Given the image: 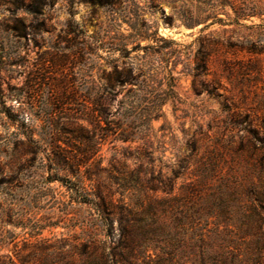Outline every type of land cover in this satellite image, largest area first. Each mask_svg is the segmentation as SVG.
Returning a JSON list of instances; mask_svg holds the SVG:
<instances>
[{
  "label": "rangeland",
  "instance_id": "rangeland-1",
  "mask_svg": "<svg viewBox=\"0 0 264 264\" xmlns=\"http://www.w3.org/2000/svg\"><path fill=\"white\" fill-rule=\"evenodd\" d=\"M22 1L0 0V51L8 56L0 64V254L21 264L16 253L32 252L37 241L80 231L67 225L83 218L84 210L76 209L61 183H45L51 172L43 151L51 129L46 100L61 99L54 116L60 127L92 130L81 108L85 97L94 96L93 81L102 76L98 66L109 72L133 61L148 74L139 93L143 103L165 92L168 99L162 116L142 127V139L107 138L103 166L115 164L116 174L143 166L145 178L173 177L176 206L188 211V222L220 229L223 243H234L240 258L258 264L264 239V52L227 50L219 42L232 36L244 46L264 42V34L218 24L204 32L202 26L168 25L173 0H158L156 8L150 0H27L29 9ZM81 30L95 36L87 38L95 47L104 44L85 62L78 50ZM133 30L147 39L133 38ZM159 37L174 43L160 50ZM205 38L216 43L202 47ZM134 41L152 50L129 54ZM129 88L105 95L106 116L114 118L122 105L128 114L134 98ZM32 136L42 150L36 154ZM158 195L166 196L162 190Z\"/></svg>",
  "mask_w": 264,
  "mask_h": 264
},
{
  "label": "trees",
  "instance_id": "trees-1",
  "mask_svg": "<svg viewBox=\"0 0 264 264\" xmlns=\"http://www.w3.org/2000/svg\"><path fill=\"white\" fill-rule=\"evenodd\" d=\"M94 4L93 2H90ZM106 4L111 0H105ZM22 7L28 8L27 0ZM46 5V4H42ZM149 7L156 8L158 0H150ZM259 21V22H256ZM165 22L179 24L188 29L202 26L204 32L216 24L247 30L258 29L264 34V0H173L172 11ZM131 34L133 38L147 39L141 32ZM78 50L82 61L97 55V48L87 38H95L81 30ZM78 36V37H79ZM162 50L172 40L159 37ZM101 41V40H100ZM128 53L139 49L148 52L152 46H142L131 42ZM216 41L209 38L201 45L209 46ZM227 50L244 47L251 52H264L261 40L247 41L244 46L232 36L219 42ZM105 48V46H102ZM113 50H120L118 48ZM124 51V50H123ZM161 53V51H160ZM8 56L0 51V64ZM102 76L94 84V96L83 99L81 114L91 119L93 129L79 125L72 130L60 127L55 120L56 104L61 99L49 97L48 114L51 129L43 138L44 152L51 169L45 183L59 182L71 193L76 209L84 210V217L77 222L70 219L67 228H78L68 238L57 241L42 239L33 245L28 254L16 253L21 264H249L235 251L234 243H223L220 229H207L188 222V211H178L176 202L180 197L174 193V178L162 179L161 175L144 177L143 166H138L118 174L114 173L115 164L103 166L101 150L109 136L123 143L142 139V127L149 126L152 120L162 116L161 107L167 101L165 96H154L144 104L139 93L148 74L132 61L128 67L119 69L117 64L112 71L98 66ZM172 83L174 77L169 74ZM129 85V93L134 97L128 103V114L121 112L123 105L112 115L106 116L104 97L117 89ZM172 84L170 87L172 88ZM131 97V96H130ZM92 104V106L89 105ZM66 136H65V135ZM35 145L33 153L42 151L39 141L30 137ZM112 168V169H111ZM55 169V172H52ZM64 174L61 175L60 172ZM162 190L166 196L160 197ZM119 195V197H117ZM87 207V208H84ZM264 221V220H263ZM206 230V231H204ZM224 244V245H223ZM264 252V239L261 242ZM259 256L258 264H264V253ZM0 264H16L13 256L0 254Z\"/></svg>",
  "mask_w": 264,
  "mask_h": 264
}]
</instances>
